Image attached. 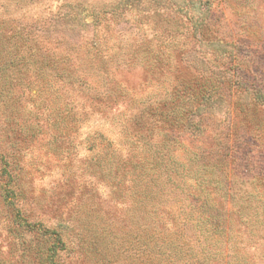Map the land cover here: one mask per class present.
<instances>
[{"label": "trees", "instance_id": "obj_1", "mask_svg": "<svg viewBox=\"0 0 264 264\" xmlns=\"http://www.w3.org/2000/svg\"><path fill=\"white\" fill-rule=\"evenodd\" d=\"M205 3L62 0L43 22L0 17V220L18 239L16 264H68L67 258L69 264H85L92 256L96 264L264 263V153L251 149L261 139L245 136L250 124L244 119L235 123L230 116L237 91L233 70L240 61L231 43L204 42L205 34L219 33ZM126 24L131 30L145 25L155 34L140 38L143 45L128 58L133 66L142 64L170 84L127 107L126 154L89 136L84 162L89 176L105 180L115 201L127 203L121 212L143 215L142 223L134 232H122L111 216L119 214L100 211L88 193L72 205L67 191L76 179L67 166L50 201L39 202L47 207L42 215L49 209L63 215L67 208L66 215L72 216L47 225L29 205L23 154L48 136V151L64 159L78 114L57 101L32 103L38 94L30 86L37 80L59 82L88 94L96 112L108 113L129 93L102 73L97 60L102 58L101 37L105 30ZM203 46L212 55L205 57ZM221 103L224 118L217 115ZM248 112L264 118V107L253 105ZM173 194L182 207L168 215H183L182 225L154 226L151 216L166 215L164 202ZM184 215L191 220L187 238ZM123 243L129 244L130 253L137 249L132 260L122 258ZM0 264L8 261L0 258Z\"/></svg>", "mask_w": 264, "mask_h": 264}, {"label": "rangeland", "instance_id": "obj_2", "mask_svg": "<svg viewBox=\"0 0 264 264\" xmlns=\"http://www.w3.org/2000/svg\"><path fill=\"white\" fill-rule=\"evenodd\" d=\"M61 1L0 0V17L12 19L18 23H23L26 20L28 23L43 22L44 19L52 16V12L56 11ZM203 1L206 2L205 6L210 7L214 14L216 27L219 30V33L216 32L211 36L205 34L204 42L212 40L218 44H222V42L231 43L235 46L232 53L240 61L237 68L233 70L237 77V91L230 100L231 110L235 109L230 113V116H233L232 119L235 123H239L244 119L250 124L251 129L245 136L251 135L254 140L261 139L257 140L258 143L254 144L251 149L257 153H264V118L248 112L253 105L259 106L261 109L264 107V0ZM129 26V24H126L116 27L114 30H105V38L101 37V46L99 47L101 54L99 56H102V58L97 60L101 61L102 73L106 74L109 80L119 84L124 92L129 93L125 100L109 109L108 113L96 112L94 106L87 99L88 94H79L69 86L61 85L59 82H49L45 85V81L37 80L36 82L33 81L30 86V89L38 94L36 97H32V103L41 105V103L49 102L55 104L57 101L61 108H68L78 114L79 125L77 131L72 134L69 141L71 148L68 153H64V159L61 160L54 153L48 151L45 146L49 140L48 136H42V141L37 142L35 148L23 154L25 164H23L22 176L25 175L27 179L29 205L34 209L35 216L47 225H56L58 218L65 221L72 216L66 215L67 208L62 209L64 211L63 215H54V212L50 209L47 215H42V209L47 210V207H42L39 202L40 198H45L47 202L50 201V197L61 183L65 171H67V166L74 170L73 174L76 179V182L67 191L69 194L72 193V196L68 199L72 205L79 204L83 192L88 193L95 196L94 201L100 211L105 212L106 209L119 214L111 216L116 219L122 232L124 230L134 232L139 227V222L142 223V220L139 219L143 215H128V213L121 212V209L127 208V203L121 204V202L115 201L112 189L105 184V180L102 178L98 180L89 176L85 170L84 162L88 155L85 139L89 136H92L91 139L95 142L111 144L121 154H126L125 147L130 145L129 140L125 139L123 133L124 126L127 123L124 117L129 114L127 107L132 100L145 96L148 92L158 91L170 84L169 80L164 83L165 81L160 80L153 72H148L142 67V64L133 66L134 62L128 59L132 51L136 50L139 45H143L140 38L145 37V35L148 38L155 36L154 31H151L145 25L142 26V30H138V27L131 30ZM122 29L123 31H121ZM68 37L74 39L71 35ZM202 50L205 57L209 54L212 55L211 48L207 49V46H203ZM101 86L96 84L95 88L99 87L101 89ZM242 89L248 92H243ZM219 108L221 111L217 115L219 118H224L226 109L222 103ZM254 122H260L262 125L258 126ZM180 204L181 201L178 200L176 195H171V198L164 202L166 215H152L151 223L156 227L178 228L180 221L182 225L183 215L168 214L179 213V208L182 207ZM184 217V224L191 221L188 220L187 215H184ZM8 228L7 222L0 220V258L7 260L8 264H16L19 252L17 245L14 244H17L18 239L10 234ZM189 228L190 232L187 230ZM182 232L187 238L191 233L190 224L184 225ZM261 242L264 244V240ZM252 243L251 245L254 246L256 241ZM128 245L123 243L122 258L126 255L131 256L132 260L137 249L130 253ZM256 247L258 246L256 245ZM70 260L71 258H67L68 264ZM96 262L97 260L92 256L85 264H96Z\"/></svg>", "mask_w": 264, "mask_h": 264}]
</instances>
